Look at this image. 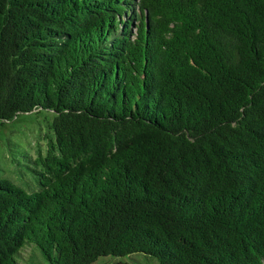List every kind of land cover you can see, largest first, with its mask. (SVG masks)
Masks as SVG:
<instances>
[{
  "label": "trees",
  "instance_id": "16d2710c",
  "mask_svg": "<svg viewBox=\"0 0 264 264\" xmlns=\"http://www.w3.org/2000/svg\"><path fill=\"white\" fill-rule=\"evenodd\" d=\"M38 110L0 264H264V0H0V122Z\"/></svg>",
  "mask_w": 264,
  "mask_h": 264
},
{
  "label": "rangeland",
  "instance_id": "374dc122",
  "mask_svg": "<svg viewBox=\"0 0 264 264\" xmlns=\"http://www.w3.org/2000/svg\"><path fill=\"white\" fill-rule=\"evenodd\" d=\"M132 32L134 33L133 28ZM52 119L51 112L38 110V112L20 114L8 122H0L1 180H7L21 188L26 186L24 180L33 183L30 172V169L34 167L32 161L38 154L42 156L45 153L46 136L52 137V132L49 130ZM29 251L26 249L24 253L21 252V255H24L21 258L20 255L16 256L18 264H50L39 252L29 254ZM117 261L128 264H158L153 257L142 254L123 258L102 257L93 264H114Z\"/></svg>",
  "mask_w": 264,
  "mask_h": 264
}]
</instances>
